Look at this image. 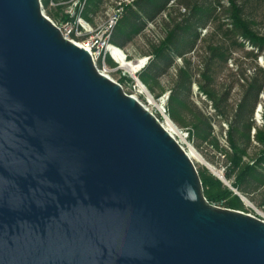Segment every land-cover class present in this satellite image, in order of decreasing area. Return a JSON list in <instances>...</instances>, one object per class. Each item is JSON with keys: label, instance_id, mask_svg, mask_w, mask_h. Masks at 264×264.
<instances>
[{"label": "water", "instance_id": "water-1", "mask_svg": "<svg viewBox=\"0 0 264 264\" xmlns=\"http://www.w3.org/2000/svg\"><path fill=\"white\" fill-rule=\"evenodd\" d=\"M0 264H264V222L209 204L180 145L40 0H0Z\"/></svg>", "mask_w": 264, "mask_h": 264}, {"label": "trees", "instance_id": "trees-1", "mask_svg": "<svg viewBox=\"0 0 264 264\" xmlns=\"http://www.w3.org/2000/svg\"><path fill=\"white\" fill-rule=\"evenodd\" d=\"M95 2L88 0L86 12ZM41 3L48 7L50 0ZM166 12V20L160 19ZM158 20L164 33L160 40H147L150 59L137 76L139 81L153 93V85L180 60L166 103L168 118L181 128L189 126L202 142L210 138V119L191 101V87L197 84L213 117L228 124V151L223 155L225 180L239 196L252 204L260 196L264 205V112L262 126L253 119L260 106L259 96L264 93V68L256 64L258 56L264 60V33L260 32H264V0H133L124 7L110 43L123 50L148 24ZM202 31L206 34L201 38ZM246 44L250 51H245ZM238 52L252 62L247 68L235 67L232 72L228 63ZM194 54L196 64L192 60ZM221 76L224 81L220 84ZM234 88L238 100L231 106ZM250 151L255 152L253 156ZM198 175L209 204L241 211L238 196L207 171H198Z\"/></svg>", "mask_w": 264, "mask_h": 264}, {"label": "rangeland", "instance_id": "rangeland-1", "mask_svg": "<svg viewBox=\"0 0 264 264\" xmlns=\"http://www.w3.org/2000/svg\"><path fill=\"white\" fill-rule=\"evenodd\" d=\"M70 1L71 0H57L56 1L57 3L53 2L54 6H52L49 3L48 7H43L45 17L48 18L50 21H52L54 24L61 23L64 19L63 9L65 8V5L63 4H67ZM118 1L119 0H99L97 2L96 0L95 4L89 6L88 12H86L85 9L86 18L83 16L84 20L88 22L91 27H96L101 25L105 21L106 14L115 7V3H117ZM166 14L167 12L164 13V15L160 17V19L166 20L167 18ZM260 32L264 33L262 31ZM163 33H164L163 24L159 20L155 24L152 25L148 24L145 27L144 31L139 36L135 37L133 41H131V43L128 44V46L122 50L123 54L127 57L126 58L127 62L134 63L143 58H149L148 56L149 48H148L147 40H153V41L160 40ZM205 34L206 32L204 34L201 33V38ZM245 46H246L245 51L251 50V47L249 45L246 44ZM199 47H201V44L199 45ZM253 51H254L253 53H255L254 49ZM195 56L196 54L193 55L192 60L196 64L198 59ZM251 62H252L251 58L244 57L242 52H238L235 55H233V59L228 63V68L232 72H234L235 67L247 68ZM175 64L176 67L169 70L166 76L161 77L156 82V84L153 85V93L149 92L148 89L144 86L147 92L149 93V95L152 96L154 105L152 104L151 106L148 105L150 103H148L145 95L138 93V88L136 86V83L133 81L132 77L128 74L127 71L120 69L117 65H114L112 63H106V69L109 70V73L106 76L113 82L120 85L123 92L127 96L136 98L140 104H142L144 107L149 109V111L153 113V115L156 117V119L159 121L160 124L162 123L165 124L164 118L159 115V113H161L160 104L162 101H164L165 103L164 109L166 110V103L168 101L169 90L176 76V68L180 67L181 65L180 60L177 59L175 61ZM256 64L264 68V60L261 58V56H258L256 58ZM197 68H198L197 70H200V66H197ZM143 69L139 70L135 74L134 78L138 79L137 76L140 74V72ZM196 78L198 79V76H196L195 79ZM220 79L221 80H219V83L221 84L224 81L223 76H221ZM230 96L231 97L229 103L231 104V106H233L238 100V91L236 88L233 89ZM259 100L261 107V115H260L261 117L262 113L264 112V93L259 96ZM191 101L198 108L202 110V112L206 115V117L210 119L212 133L208 140L202 142L196 137V134L193 132L192 129H190L189 126L187 127L188 129H186V128H181L172 123L178 130H182V131L187 130V132L190 134L186 138V140L182 137L184 142L183 150L189 153V149H193L204 160L205 163H207L210 167H212L216 172L222 173L224 176L227 167L223 155L225 151H228V146L225 136V133L227 132L228 129V124L220 120L219 118L213 117V112L210 109L209 105L207 104V99L198 89L197 84H193L191 87ZM255 118L256 117L254 114L253 117L255 121L254 123L256 125L261 124L262 126L263 125L262 118L261 120L257 119V122ZM254 153L255 152L250 151L249 155L253 156ZM193 164L197 172L201 170H205L210 176H212L208 172V170L205 169V166H202L197 162H193ZM212 177L216 179L214 176ZM261 201L262 199L260 196L256 198L254 204L248 201L251 204V207L245 206L241 202L242 209L241 211H237V212H241L245 215H249L264 222V205L261 204ZM214 206L225 209L222 207V204H217V205L215 204Z\"/></svg>", "mask_w": 264, "mask_h": 264}, {"label": "built area", "instance_id": "built-area-1", "mask_svg": "<svg viewBox=\"0 0 264 264\" xmlns=\"http://www.w3.org/2000/svg\"><path fill=\"white\" fill-rule=\"evenodd\" d=\"M132 1L133 0H119L117 3H115V7L106 14L105 21L101 25L91 27L90 24L83 18L87 0H71L69 3L63 4L65 5V8L63 9V21L59 24H54L52 21L51 22L58 29L63 39L87 51L97 71L100 74L106 76L109 73V70L106 69V63H112L118 66L114 58V52L118 48L110 43L113 30L122 17L124 7L129 5ZM50 4L54 6L52 0H50ZM41 9L44 14L42 3ZM202 33L204 34L205 31H202ZM124 57L125 59L127 58L125 55ZM143 59L145 60V64L143 66L144 68L148 64L150 58ZM164 104V101H162L160 104L161 113H159V115L165 119V117L168 118V116L166 114V110L164 109ZM148 105L151 106L150 104ZM144 108L153 115V113L149 111V109H147L146 107ZM254 114L256 117V122L257 119L261 120V108H259V106L255 110ZM257 126H261V124ZM179 131L185 140L190 135L187 130ZM174 140L183 149L184 142L182 141V139H180L179 137H175Z\"/></svg>", "mask_w": 264, "mask_h": 264}, {"label": "bare ground", "instance_id": "bare-ground-1", "mask_svg": "<svg viewBox=\"0 0 264 264\" xmlns=\"http://www.w3.org/2000/svg\"><path fill=\"white\" fill-rule=\"evenodd\" d=\"M114 58L116 63L118 64V67L120 69H123L125 71L128 72V74L132 77V79H135L134 76L135 74L141 70L145 64V60L141 59L138 60L134 63L131 62H127V60L124 57V54L121 50H115L114 52ZM138 88V93L145 95L148 103H150V105H154L153 99L152 97L149 95V93L147 92V90L145 89V87L141 86L140 84L137 85ZM165 124H162V127L164 128V130L166 132H168L172 137H179L180 139H182V135L180 134V131L172 124V122L165 117L164 119ZM183 141V139H182ZM186 153V155L189 157V159L193 162H197L198 164L205 166L206 168H208L210 170V172L215 175L216 177H219L221 179V174L216 172L212 167H210L207 163L204 162V160L193 150V149H189V153L184 151ZM245 206L251 207V204L248 202H244Z\"/></svg>", "mask_w": 264, "mask_h": 264}]
</instances>
